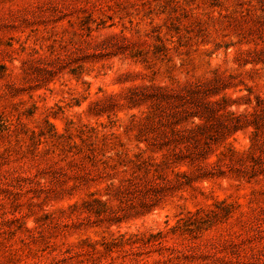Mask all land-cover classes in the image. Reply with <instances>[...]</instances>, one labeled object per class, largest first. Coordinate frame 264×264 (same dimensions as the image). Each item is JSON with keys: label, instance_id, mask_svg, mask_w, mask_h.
Wrapping results in <instances>:
<instances>
[{"label": "rangeland", "instance_id": "obj_1", "mask_svg": "<svg viewBox=\"0 0 264 264\" xmlns=\"http://www.w3.org/2000/svg\"><path fill=\"white\" fill-rule=\"evenodd\" d=\"M243 1L0 0V264H264ZM138 154L173 165L133 177Z\"/></svg>", "mask_w": 264, "mask_h": 264}, {"label": "trees", "instance_id": "obj_2", "mask_svg": "<svg viewBox=\"0 0 264 264\" xmlns=\"http://www.w3.org/2000/svg\"><path fill=\"white\" fill-rule=\"evenodd\" d=\"M239 4H243V0H238ZM243 2V3H242ZM258 3H262L261 0H257ZM242 7V5L240 6ZM246 10V9H245ZM248 10V9H247ZM264 16V14H263ZM257 63H264L263 60H258ZM196 130L200 132H204L206 130V125H196L195 126ZM137 161H130L131 169L132 171V176L136 177L139 176L138 173H142L145 175L146 178L148 179H161L163 175L162 169L164 167H170L172 164L171 159H165V160H157L153 157L149 158H144L141 157V154L137 155ZM151 161L150 165H146L148 161ZM106 203H103L105 206ZM142 243V242H140Z\"/></svg>", "mask_w": 264, "mask_h": 264}]
</instances>
